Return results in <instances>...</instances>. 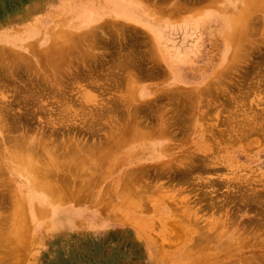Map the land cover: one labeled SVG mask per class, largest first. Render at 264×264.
I'll return each mask as SVG.
<instances>
[{
    "label": "rangeland",
    "instance_id": "rangeland-1",
    "mask_svg": "<svg viewBox=\"0 0 264 264\" xmlns=\"http://www.w3.org/2000/svg\"><path fill=\"white\" fill-rule=\"evenodd\" d=\"M131 1L141 19L93 0H0V264H264V0ZM43 148L70 199L51 202L22 156L6 160ZM11 187L36 246L20 259L2 237Z\"/></svg>",
    "mask_w": 264,
    "mask_h": 264
},
{
    "label": "bare ground",
    "instance_id": "bare-ground-1",
    "mask_svg": "<svg viewBox=\"0 0 264 264\" xmlns=\"http://www.w3.org/2000/svg\"><path fill=\"white\" fill-rule=\"evenodd\" d=\"M93 1H95V3L104 4V7L99 8V9H104L107 7L109 10L115 11L116 13H126V14L134 15L133 17H137L140 19L142 18V15L138 12L139 8H137V5H135V3H133L131 0H93ZM95 3L88 4L90 7L87 10H85V7L88 5L78 6V13H79V17L81 18L80 19L81 21H84L87 16L93 14L94 11H97L96 9H98V8L94 5H92ZM249 7H250V4L248 7L246 5L247 9ZM244 14H246V13L241 14V16L239 18L238 17H237V19L234 18L229 22V24L232 26V28H234V31L233 32L231 31L232 33L230 35H227V36H228V38L230 36L229 39H230L231 43L233 45H235V48H237V49L240 48L242 41H243V37L246 35L247 28H248V23H249V22L247 23L248 18ZM221 18H223V17H221ZM161 30H162V26L159 25L157 28V33H161ZM167 31H168V29H163V32L166 33ZM181 31H182V28L175 27V28L171 29L170 33H168V34L171 37L172 36L179 37L180 36L179 33ZM62 50H63V48H61V50H57V51H62ZM239 51H235V53L238 52V54H239ZM0 55L3 58H6L7 53H6V51H2L0 53ZM40 56H41V53H40ZM12 57L17 59V61L21 65H32L31 63L33 62V61L27 62L26 60L28 57H26V60H25V59H23L24 57H22L21 55H19L17 57L16 54H12ZM42 57L45 60L52 59L51 65H53V69H56V68L59 69V67H60L58 65L59 63L58 64L56 63L58 66L55 65V61H56L55 50H52L50 48L49 50L43 51ZM237 57L238 56H235V59ZM3 58H1V59H3ZM54 59H55V61H54ZM28 60H29V58H28ZM63 63H65V62H63ZM43 67H44V65H43ZM184 94L185 93H182V97L184 96ZM190 94L195 96L194 93L189 92V93H187V97L186 96L185 97L186 98H193V97H190L191 96ZM179 96H181V95H179ZM184 98H182V99L184 100ZM187 101H188V99L186 100V102ZM135 131H137V130H135ZM146 132H147V130H146ZM146 132H143V131H141L140 133L139 132H133V135H134L135 139L139 141V140L145 139V137L148 134ZM125 136H127V135L125 134L124 137ZM138 149H140V148H138ZM16 152H17V150H16ZM16 152L7 153L6 160L7 161L12 160L13 154H16L15 157H17V158L22 156V157L18 158L17 163L19 165H22L23 168L25 169V171L28 172L32 176V181H33L34 185L37 187V189L40 191L46 192L51 197V202L56 203V201H58V200L63 201V200H68L71 198L74 190H71L70 192L67 191L64 195H62V194H60V192L62 190L63 185L57 184L52 179L53 178L52 171L54 170V168L59 167L60 164L58 163V159H56L54 157V155L51 153L50 149L43 148L41 151L38 149H33L32 153L29 154L30 156H27V157L23 156L21 154L25 151H22L21 153H19V152L16 153ZM2 171H4V168L2 167V169H1V167H0V172L2 173ZM125 184L127 185V187L126 188L124 187L125 189L122 190L125 192V194H123L121 196V202H123V201L130 202L131 201V203L133 204L135 202V199H136V197L134 196V193L138 194L139 191L136 188H133L131 182H124V185ZM31 187H33V186H31ZM11 196H12V203L15 206H14L13 212L10 213V215L8 216V218L6 220L7 221L6 224H8V225H7L6 229L2 232V237L14 238V240H12V241L8 240V241H10V243H12L11 245H9L11 247L10 248L11 254H13L12 258L14 257L16 259H20L22 256H26V255H27V257L30 256L29 253L27 252V248L32 247V250H36V246H35V242H33V239L30 237V231L28 228V223L26 222V215H25L26 212H24V209H23L27 203V196L22 195L17 189H14L13 187H11ZM138 202L139 201H137V204H138ZM94 203L99 204V206H100V199L99 198L94 199ZM101 205H102V201H101ZM45 208H48V207L39 206L38 207L39 214L44 215L45 214V210H44ZM34 214H35V212H34ZM32 216H34V215H32ZM8 248L6 247L7 251H8ZM8 253L10 254V251ZM33 256H35V255H33ZM185 257H188V256H185ZM200 263L201 264H203V263L209 264L211 262L208 261V263H207V259L206 260L203 259V260H201ZM177 264H193V261L187 260L186 262H184L181 260V261L177 262Z\"/></svg>",
    "mask_w": 264,
    "mask_h": 264
}]
</instances>
